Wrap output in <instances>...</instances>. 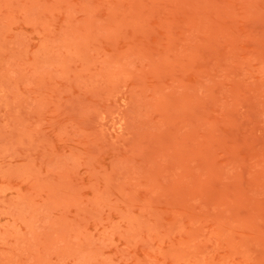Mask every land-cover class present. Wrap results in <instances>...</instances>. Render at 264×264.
Listing matches in <instances>:
<instances>
[{"label":"rangeland","instance_id":"obj_1","mask_svg":"<svg viewBox=\"0 0 264 264\" xmlns=\"http://www.w3.org/2000/svg\"><path fill=\"white\" fill-rule=\"evenodd\" d=\"M0 264H264V0H0Z\"/></svg>","mask_w":264,"mask_h":264}]
</instances>
